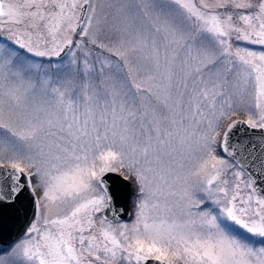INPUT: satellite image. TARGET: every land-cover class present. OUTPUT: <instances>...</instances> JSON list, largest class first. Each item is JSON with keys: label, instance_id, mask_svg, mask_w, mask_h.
Listing matches in <instances>:
<instances>
[{"label": "snow or ice", "instance_id": "1", "mask_svg": "<svg viewBox=\"0 0 264 264\" xmlns=\"http://www.w3.org/2000/svg\"><path fill=\"white\" fill-rule=\"evenodd\" d=\"M0 245L264 264V0H0Z\"/></svg>", "mask_w": 264, "mask_h": 264}, {"label": "water", "instance_id": "2", "mask_svg": "<svg viewBox=\"0 0 264 264\" xmlns=\"http://www.w3.org/2000/svg\"><path fill=\"white\" fill-rule=\"evenodd\" d=\"M113 179L115 180V177H113ZM123 202V201H122ZM21 232V226L19 224H17V226L14 228L13 232H12V239H15L17 236L20 235ZM3 245H0V247H2Z\"/></svg>", "mask_w": 264, "mask_h": 264}, {"label": "rangeland", "instance_id": "3", "mask_svg": "<svg viewBox=\"0 0 264 264\" xmlns=\"http://www.w3.org/2000/svg\"><path fill=\"white\" fill-rule=\"evenodd\" d=\"M252 47H255L257 50H259V49H258V46H252Z\"/></svg>", "mask_w": 264, "mask_h": 264}, {"label": "flooded vegetation", "instance_id": "4", "mask_svg": "<svg viewBox=\"0 0 264 264\" xmlns=\"http://www.w3.org/2000/svg\"><path fill=\"white\" fill-rule=\"evenodd\" d=\"M18 2H22V0H18Z\"/></svg>", "mask_w": 264, "mask_h": 264}]
</instances>
